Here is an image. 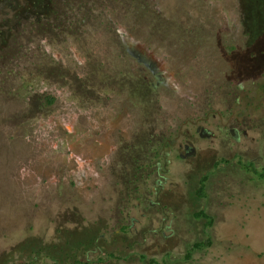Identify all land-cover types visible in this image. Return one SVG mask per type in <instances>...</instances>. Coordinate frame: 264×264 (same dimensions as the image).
Instances as JSON below:
<instances>
[{"label":"flooded vegetation","instance_id":"flooded-vegetation-1","mask_svg":"<svg viewBox=\"0 0 264 264\" xmlns=\"http://www.w3.org/2000/svg\"><path fill=\"white\" fill-rule=\"evenodd\" d=\"M217 1L209 3L211 18L188 19L195 29L156 28L155 0L141 3L151 25L145 34L136 20L121 25L128 14L138 15L140 0H31L27 28L0 29V101L20 107L11 121L27 128L54 115L53 128H86L90 149L89 156L68 159L70 185L86 187L84 219L63 217L80 211L78 205L56 206L42 237L51 241L35 264H107L122 258L123 243L176 237L183 223L171 198H183L188 172L203 162L213 170L236 164L258 172L259 157L244 160L238 149L259 144L252 134L264 140V1ZM176 32L179 38H171ZM210 39L220 43L218 52L192 50ZM176 45L184 47L179 56L167 50ZM29 55L36 59L31 64ZM22 75L29 78L26 89L18 84ZM171 95L180 101L173 109ZM232 148L236 153L227 156ZM210 172L199 181L200 199ZM200 212L212 227V217ZM56 242L62 247L50 248Z\"/></svg>","mask_w":264,"mask_h":264},{"label":"rangeland","instance_id":"rangeland-1","mask_svg":"<svg viewBox=\"0 0 264 264\" xmlns=\"http://www.w3.org/2000/svg\"><path fill=\"white\" fill-rule=\"evenodd\" d=\"M29 1L0 0V29L27 28L31 19L27 22L24 13ZM211 1L217 0H155L153 11L157 21L160 19V25L155 27L169 31L200 28L195 24L187 25L188 19L204 14L209 15H204L206 19L211 18L215 13L209 4ZM141 3L142 0L138 15L133 17L128 14L121 25L124 29L130 28L136 20L135 29L145 34L151 25L148 12ZM174 34L171 38L178 39V32ZM31 45L26 47L29 54L34 51ZM195 49L206 56L208 52H218L220 43L216 39L201 40L193 44L192 50ZM167 50L173 56H179L184 47L170 46ZM26 60L31 64L36 59L29 55ZM18 84L26 89L29 78L22 75ZM192 87L195 89L196 85ZM179 103L171 95L172 109ZM19 108L17 101H0V126H8L0 128V264H35L36 258H39L38 263L42 262L44 252L41 248L47 246L44 241H51L42 240L46 232L44 226H51L56 206H80V211L76 213H64L63 217L69 222H78L84 219L85 214L86 187L80 183L70 185L74 176L68 159L72 153L81 158L89 156L86 128H53L55 116L51 114L42 116L41 121L33 127L22 128L11 121L14 115L19 114ZM184 112L187 111L183 109V118H187L189 115ZM67 122L72 123V120ZM252 135L257 137L259 144L249 149H238L241 152L238 154L244 160L247 157L254 160L258 156L254 161L260 163L257 170L262 172L264 140L258 134ZM229 150L227 156L236 153L233 148ZM91 151L99 155L96 149ZM210 154V149L205 147L204 156ZM223 155L225 153L221 152L220 156ZM196 166L199 167L187 174V189L183 198L174 195L171 198L175 207L181 208L177 219L183 223V227L177 229L176 237L163 243H123L122 251L118 253L122 258L113 259L107 264H264V179L245 172L236 164L219 166L216 170L205 162ZM208 170L211 175L205 188L206 197L200 199L197 194L199 181ZM201 210L212 217V227L207 228V221L197 217ZM63 237H67V234ZM57 242L50 248L62 247L63 244L60 242L61 245H56ZM200 242H207L208 245L194 249V245ZM113 246L108 244V252ZM61 263L71 264L69 260Z\"/></svg>","mask_w":264,"mask_h":264},{"label":"trees","instance_id":"trees-1","mask_svg":"<svg viewBox=\"0 0 264 264\" xmlns=\"http://www.w3.org/2000/svg\"><path fill=\"white\" fill-rule=\"evenodd\" d=\"M252 172L254 174H259L255 169H253ZM259 177L261 179H264V173L263 174H260ZM200 195L201 196H204V194L202 192L200 193ZM197 217H203V218L208 219V216L204 212H200L199 214H197ZM209 221H210V224H211V220H209ZM207 245L208 244H205V243H197V244L194 245V249H202V248L206 247Z\"/></svg>","mask_w":264,"mask_h":264}]
</instances>
